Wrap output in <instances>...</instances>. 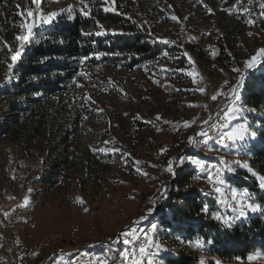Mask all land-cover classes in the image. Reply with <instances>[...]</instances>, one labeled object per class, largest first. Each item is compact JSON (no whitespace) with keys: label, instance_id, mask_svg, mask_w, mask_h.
Masks as SVG:
<instances>
[{"label":"rangeland","instance_id":"374dc122","mask_svg":"<svg viewBox=\"0 0 264 264\" xmlns=\"http://www.w3.org/2000/svg\"><path fill=\"white\" fill-rule=\"evenodd\" d=\"M88 3L90 8L100 7L93 0H88ZM203 4L212 8L213 13H208ZM69 5L74 6L73 14L78 13V9L83 6L78 0H42L40 7L43 12L49 13L67 9ZM153 5L157 8L155 14L149 11ZM116 6L121 13L119 15L124 17L121 25L133 24L127 19L131 16L137 25H148L147 32L155 40L170 41L191 56L194 62L191 63L192 84L172 82L155 67L134 71L116 69L112 73L106 69L103 73L83 65L82 75L78 78L76 99H82L85 103L88 101V107H83V124L77 136L71 137L66 144L59 143V139L53 144L45 143L46 146L41 143L31 151L25 149L21 141H13L8 137L0 138V231L6 229V232L10 233L7 229L9 215L6 209L14 204H25L27 199V206L31 207L36 221V236L47 234L52 239V244L40 253L37 261L26 263L41 264L49 255L72 246H86L112 239L118 232L125 231L129 226L144 223L147 217L155 213L154 218L147 219L146 222L156 225L154 239L157 243L161 241L160 245L166 252V256L162 258L163 262L168 264L167 261L172 262L176 259L174 257L185 252L197 254L201 262L207 261L210 264L212 256L208 254L209 245L199 243L192 246L184 243L179 239L178 233H174V237L163 235L170 230L165 229L156 215L161 205L165 208L172 200L171 186L168 185L180 176L176 169L180 170L178 162L192 145L188 141L189 137L194 138V144H197L198 133L205 131L207 127L220 125L221 134L227 137L228 133L241 124L247 128L249 121L246 122L243 117L249 109L241 100L245 84L237 89L239 100L232 96V88L237 85L248 67L238 64L235 68L240 71L235 72L234 68L218 70L212 66V72L208 65L197 60L193 49H203L214 57L218 37L224 32L223 17L226 11L217 9L211 0H116ZM26 10L33 11L34 18L38 19L39 13L34 4L26 2L24 11ZM171 15L177 16L178 20L173 21ZM31 19L28 18L27 22H31ZM60 19L68 20L66 11L51 24ZM24 22L22 17V23ZM50 25L34 29V33ZM104 27L107 30L113 29L105 25ZM249 33L252 35L249 36ZM241 36L246 46L245 61H248L264 48V31L246 26ZM32 39L25 45V50L32 45ZM1 85L3 83L0 82ZM172 85L175 88H171ZM199 88H204L205 92L201 93ZM217 92H222L223 95H219L215 101L211 100V96ZM229 109H235V112L230 113V118L226 119L225 113ZM157 116L160 119H157ZM220 118L226 119V124L223 121L218 122ZM135 120L142 121L145 126H135ZM188 121L193 123L190 127H185V122ZM255 139L247 129L243 140L227 138L226 143L217 144L210 139V150L204 153L197 150L196 146V154L192 155L204 165L205 160L221 163L223 159L235 168L232 163L234 156L243 153L250 157L245 144ZM109 141L110 143H106ZM101 147L119 148L131 155L124 158L119 153L94 151ZM162 148L166 149L163 153ZM47 154L50 157L48 160L45 159ZM55 157L68 158L71 166H62L59 169L60 179L57 183H39L38 178L42 173L53 167ZM96 159L98 163H95ZM168 160L174 161L175 175L166 171ZM135 161L140 163L136 164ZM137 168L148 175H141ZM188 168L194 172L193 178L197 180L196 184L191 186L211 198L212 193L205 183L208 171L191 162ZM241 171L251 175L258 182L257 177L247 169L242 168ZM226 172L228 180L232 182L235 169ZM176 191L180 192L181 189L176 188ZM238 192L243 197L246 190L238 188ZM80 199L83 203L79 202ZM85 208L88 209L87 212L84 211ZM236 208L237 203L234 200L231 212L223 213L220 209L217 216L220 214L222 217L221 226L225 225L223 218L236 222L251 213L240 217ZM73 224L81 228L79 236L70 239L67 233ZM26 230V225L22 223L21 233L25 234ZM256 254L251 256L258 259L245 263H224L221 259L217 260L219 264H264V254ZM62 258L64 256L61 255L58 260ZM52 261L53 258L50 257L45 264H52ZM0 264H21L18 259L9 255L7 242L2 238L1 232Z\"/></svg>","mask_w":264,"mask_h":264},{"label":"trees","instance_id":"16d2710c","mask_svg":"<svg viewBox=\"0 0 264 264\" xmlns=\"http://www.w3.org/2000/svg\"><path fill=\"white\" fill-rule=\"evenodd\" d=\"M26 2L31 0H0V82L3 83L0 86V138L21 141L24 148L31 151L41 143L53 144L59 139V143L66 144L71 137L77 136L83 124V107H88V101L85 103L82 99H76L78 78L85 64L103 73L106 69L112 73L116 69L134 71L155 67L172 82L192 84L189 75L191 63L181 47L155 40L147 32L148 25H121L124 17L114 13L105 14L99 6L91 7V18H85L78 12L73 20L60 19L37 30L32 45L15 62L10 73L7 65L12 61L4 42L12 46L13 52L17 50L18 42L14 37L22 34L19 28L22 16L18 13L24 11ZM211 2L219 10L231 9L232 14L224 13V32L218 37L214 57L203 49L194 48L197 60L208 65L209 69L213 66V69L232 70L238 64L243 67L246 46L241 35L246 26L264 31V16L259 8L264 0ZM149 11L155 14L157 8L153 5ZM249 19L254 24L249 25ZM97 20L103 26L113 27L108 30L122 31L125 35L98 37L81 34L82 31H99L95 24ZM37 40L39 43H36ZM97 56L100 58L97 59ZM9 75L12 77L10 81L7 80ZM171 88L175 87L172 85ZM241 100L249 109L243 120L249 121L246 124L249 134L256 137L245 144V149L251 155L249 166L259 175H264V64L249 75ZM134 124L140 128L145 126L139 120H135ZM185 153L196 154V151L187 149ZM49 158L47 154L45 159ZM98 162L96 159L95 163ZM62 166H71L68 158H53V167L42 173L38 182L57 183ZM188 169L182 170L184 172L168 185L171 186L172 200L165 208L161 205L157 211L158 221L170 230L163 235L174 237V233H178L184 243L209 245L208 253H217L224 263H245L250 255L264 254V213H250L243 219L231 222V227L221 226L222 220L216 218L220 209L223 210L221 205L190 186L194 172ZM239 173L232 182L237 188L246 190L255 202L264 205V190L259 188L258 182L241 170ZM176 188L181 191L177 192ZM204 207H207V213L202 211ZM174 258L172 262L167 261L168 264L201 262V258L193 253L182 252ZM216 262L210 260V264Z\"/></svg>","mask_w":264,"mask_h":264},{"label":"bare ground","instance_id":"6f19581e","mask_svg":"<svg viewBox=\"0 0 264 264\" xmlns=\"http://www.w3.org/2000/svg\"><path fill=\"white\" fill-rule=\"evenodd\" d=\"M247 69L248 71L251 70V68H247ZM247 74L248 72L244 73L243 77H246ZM225 120L226 119L224 120L221 119V121L223 122ZM205 131L208 133V136L207 137L199 136L197 144L192 143V145L189 146L190 147L189 149L195 150L197 146V150L204 151L205 153L206 151L210 150V146H209L210 139L214 140V142L217 144H223L227 142V136L221 134L220 125L216 126L215 130L213 128H206ZM221 140H223L222 143ZM236 153L237 152H235V154ZM234 157H235L233 159L234 161L239 160L241 163H247V164H249L250 162V157L243 153L242 155L237 154ZM192 159H195V157L190 153L185 154L183 157H181L180 160H183L184 162L183 163L178 162V167L180 168V170L176 169L178 174H181L182 170L190 166V161ZM208 164L216 165L217 167H222L219 161L205 160V169L208 171V173L209 170H211V172L215 174V171L212 170V168H210L211 165ZM234 167H235L234 168L235 172L232 175L233 177L237 178L238 172L242 169V167H240L239 165H234ZM220 177L223 180L222 184L210 183L208 179H206L205 182L207 184L206 187L209 186L210 188L209 191H211L212 193L211 194L212 198L218 204L221 205L222 209L225 210V212H230L234 208L232 191L237 192V198H241V196L240 193L238 192V188L236 187V185L228 180L227 178L228 175L226 170L220 173ZM196 181L197 180L193 179L191 181V185L196 184ZM216 187L221 188L222 194L217 193L215 191ZM29 207L26 204L19 203V204H14L12 205V207H9L7 209L5 208L6 210H8L7 212L9 215V221L7 223V229L8 231H10V233L6 232L7 231L6 229L5 230L1 229L0 231L2 238H4L8 243L7 246H8L9 255L18 259V261L21 264L37 261L39 259L40 253L46 247H49L52 244V239L50 235L43 234L42 236L39 237L36 236V233L34 231V226L36 221L34 219V215L31 210V207L30 208ZM154 214L155 213L147 217V219H152ZM218 217L221 218L219 220H222L220 214ZM147 219H145L144 223L135 224L134 227L132 228V230H136V236L139 237V239L134 240L133 243L130 244L123 243L124 237L121 236L122 235L121 234L122 231H121L118 232L116 236H114V238L109 240H103L98 243H90L86 246L75 245L68 248L67 250L53 253L52 256H50L51 258H53L52 264H98L97 262L102 261L104 259H107L109 261V264H131L130 262L131 260L127 259V257L130 256L135 257L137 259H143L144 264H147V259L149 258L154 260V264H166L162 260V258L166 256V252L162 249L160 245L161 241L159 243L155 241L154 231H152L151 228V222L150 223L146 222ZM22 223H24L27 228L25 234H22L20 231V225ZM80 228L81 227L79 225L72 226L71 229L68 231L67 236L70 239L77 238L80 233ZM146 230L152 235L151 242L146 241L143 236V233ZM129 234L131 237V231L129 232ZM108 243H109V247H108ZM141 246L145 247L146 249L143 256H141L139 252V248ZM22 251H24L23 254ZM208 254L212 256V259L216 261H218L217 259H221L217 253H208ZM61 255L64 256V258L58 260V258ZM199 264H209V263L207 261H203L200 262Z\"/></svg>","mask_w":264,"mask_h":264},{"label":"snow or ice","instance_id":"6c2138e0","mask_svg":"<svg viewBox=\"0 0 264 264\" xmlns=\"http://www.w3.org/2000/svg\"><path fill=\"white\" fill-rule=\"evenodd\" d=\"M41 2L42 0H31V3L35 5L37 12L39 13L38 19L34 18V13L31 10H26L23 12L18 13L19 15H21L24 19L25 22L21 23L19 25V28L22 30V34H17L15 35L14 39L15 41L18 42V48L16 51L13 52L12 46L8 45L7 42H4V46L6 47L7 51L10 54V60L12 61V63H9L7 65L9 72L11 73L12 68L14 67L15 62L18 61L19 57L21 56V54L23 53V51L25 50V45H27L28 43L31 42L32 37L34 36V29L39 28L43 25H50L53 20L62 15L65 11L67 12V19L68 20H73L74 19V14H73V5H69L67 9H60L59 11L56 12H49V13H45L41 10ZM94 3H97L100 5V10L105 13H114V14H121L118 12L117 6H116V0H93ZM202 2V0H201ZM78 3L80 5H83L82 7H80L78 9L79 14L82 15L85 18H91L92 17V9L89 7V3L88 0H78ZM17 7L19 8V5H17ZM203 7L206 9V11L208 13H213V9L210 8L207 4H203ZM259 8L261 9V15L264 16V3H261L259 5ZM225 11H227L229 14H232L231 9H225ZM28 18H32L31 22H27ZM127 19L133 23L136 24L137 22L135 20L132 19L131 16H128ZM171 19L173 21H177L178 17L175 15H171ZM247 23L249 25L254 24V21L249 19L247 20ZM96 27H98L100 30L99 31H95V32H83L82 31V35L84 36H91V35H95V36H107V35H125V33H123L122 31H115V30H107L105 29V27L99 23V21H95ZM140 26H143L142 24ZM208 35H211V33H208ZM249 36L252 35V33L248 34ZM193 39H195V37H193ZM164 43H170V41H163ZM36 43H39V41L37 40ZM165 56H167V53H164ZM184 55L188 58L190 63H194L192 61L191 56L188 55L187 52L184 53ZM264 56V48H261L256 55L252 56V58L248 61L245 62L246 67L251 68L254 66V64L256 63V60L258 57ZM97 59H99L100 57L97 56ZM47 59V58H45ZM83 62V60L81 61ZM162 71H167L166 69H162ZM233 71L235 72H239L240 70L238 68H234ZM189 75H193V73H189ZM11 75H9L7 77V80L10 81L11 80ZM158 83V82H157ZM243 84V77L240 78V81L237 83V85L232 88V96L235 98V100H239V94L237 89ZM199 91L201 93L205 92L204 88H199ZM39 94V93H37ZM219 95H223L222 92H217V94H213L211 96V100L215 101L217 100ZM235 112V109H229L227 113H225L226 119L230 118V113ZM157 119H160L159 116H157ZM193 122L192 121H188L185 122V127H190L191 124ZM203 123H208V121H203ZM215 126V125H213ZM221 127H224V125H221ZM247 133V128L245 127V125L241 124L238 128L234 129L232 132L228 133V139L231 140H235V139H239V140H243L245 138V134ZM199 136L202 137H207L208 133L206 131H201L200 133H198ZM194 138L189 137V143L192 144L194 143ZM223 142V140H221V143ZM106 143H110L106 142ZM94 151H99V152H112V153H119L121 154L124 158L129 157L131 154L128 152H123L121 149L119 148H98V149H94ZM166 149L162 148L161 149V153L165 152ZM180 163H183V160L179 161ZM193 164H197L200 166L201 169L205 168V165L203 162H201L200 160H196V159H192L190 161ZM136 164H139V161H135ZM167 168L166 171L170 174L175 175V170H174V161L173 160H168L167 162ZM234 165H239L240 167L247 169L248 172H250L253 176H256L258 179V186L261 190H264V175H259L258 173H256L255 171L252 170V168L247 164V163H241L239 160H235L232 162ZM221 165L222 167H217L216 165H211L210 168H214L215 169V174H213L211 172V170H209L207 179L210 183H218V184H222L223 180L220 177V173L224 170L227 171H234V168L230 165H228V163L226 161H224L223 159H221ZM152 167H156V165H151ZM137 172L140 173L141 175L147 176L148 173L146 172H140V169L137 168ZM215 176V179H214ZM215 191L217 193H221V188L220 187H216ZM222 194V193H221ZM232 199L236 201L237 203V208L236 211L238 212V215L240 217H245L248 212L251 213H264V205H262L259 202H255L251 195L247 192L244 193V196L237 199V192L236 191H232ZM80 203H83V200L80 199L79 200ZM28 201L27 199H25V204L27 205ZM85 212L88 211L87 208L84 209ZM151 212V209L149 210ZM203 212L207 213L208 209L207 207H204L202 209ZM217 219H221L220 217H216ZM223 223L225 224V226L227 227H231V221L228 218H223ZM152 231H155L156 229V225L153 224L151 225ZM129 229L131 231V237L129 234V231H122V235L124 236V240L123 243L125 244H130L133 243L134 240H138L139 237L136 236V230H131V226H129ZM143 236L145 238L146 241L151 242L152 241V235L151 233H149L147 230L143 233ZM146 249L145 247L141 246L139 248V252L141 254V256L144 255ZM35 254V253H34ZM257 257L254 256H249L248 260L251 261L253 259H256ZM127 259L131 260V264H144V260L143 259H137L135 257H127ZM98 264H109V261L107 259H104L102 261H99ZM147 264H154V260L149 258L147 259ZM216 264H219V262L217 261Z\"/></svg>","mask_w":264,"mask_h":264},{"label":"water","instance_id":"95a60500","mask_svg":"<svg viewBox=\"0 0 264 264\" xmlns=\"http://www.w3.org/2000/svg\"><path fill=\"white\" fill-rule=\"evenodd\" d=\"M263 64H264V56L257 60V62L254 64V66L251 67V70H249V71H248V69L245 70L244 73H247V72H248V74H247V76L243 79V84L246 83V81H247L249 75H250L252 72H254L255 70H257V69H258L260 66H262ZM244 73H243V74H244ZM242 77H243V75H242ZM239 81H240V80H239ZM49 256H50V255H49ZM49 256H48L46 259H44V260L41 262V264H45L46 261H47V259L49 258Z\"/></svg>","mask_w":264,"mask_h":264},{"label":"built area","instance_id":"2783aa9c","mask_svg":"<svg viewBox=\"0 0 264 264\" xmlns=\"http://www.w3.org/2000/svg\"><path fill=\"white\" fill-rule=\"evenodd\" d=\"M219 121H221V118L219 119ZM218 121V122H219ZM207 128H213L214 130H215V127H207ZM208 165H212V164H208ZM212 170H214L215 171V169L214 168H212ZM222 211H224L225 212V210H222ZM134 227V225L131 227V230H132V228ZM125 231H129L130 232V229L128 228V229H126ZM121 236H123V235H121ZM124 237V236H123ZM8 244V243H7ZM108 247H109V243H108ZM24 253V251H22V254ZM131 262V261H130ZM98 263V262H97Z\"/></svg>","mask_w":264,"mask_h":264},{"label":"crops","instance_id":"0c3cea01","mask_svg":"<svg viewBox=\"0 0 264 264\" xmlns=\"http://www.w3.org/2000/svg\"><path fill=\"white\" fill-rule=\"evenodd\" d=\"M232 210H233V209H232ZM232 210H231V211H232ZM231 211H230V212H231Z\"/></svg>","mask_w":264,"mask_h":264}]
</instances>
